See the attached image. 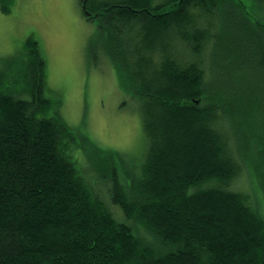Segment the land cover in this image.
<instances>
[{
  "label": "trees",
  "instance_id": "1",
  "mask_svg": "<svg viewBox=\"0 0 264 264\" xmlns=\"http://www.w3.org/2000/svg\"><path fill=\"white\" fill-rule=\"evenodd\" d=\"M79 3L139 100L146 150L130 177L110 167L101 198L28 36L26 96L0 88V264H264V214L235 185L264 146V26L241 0Z\"/></svg>",
  "mask_w": 264,
  "mask_h": 264
},
{
  "label": "rangeland",
  "instance_id": "2",
  "mask_svg": "<svg viewBox=\"0 0 264 264\" xmlns=\"http://www.w3.org/2000/svg\"><path fill=\"white\" fill-rule=\"evenodd\" d=\"M241 1L254 26H264V0ZM30 35L39 42L46 62L45 94L56 102L60 99L61 121L77 136V144L71 138L77 165L84 177L99 184L104 199L102 181L110 167L130 177L128 167L135 172L145 153L139 100L122 86L107 58L106 42L100 43L104 38L99 39L96 23L87 19L79 0H13L8 12L0 9V88L4 91L26 96L29 79L22 72L23 54ZM172 48L180 54L174 43ZM263 147L259 152L258 146L250 150L257 172L245 169L235 185L247 191L264 214ZM112 211L120 215L117 208Z\"/></svg>",
  "mask_w": 264,
  "mask_h": 264
},
{
  "label": "flooded vegetation",
  "instance_id": "3",
  "mask_svg": "<svg viewBox=\"0 0 264 264\" xmlns=\"http://www.w3.org/2000/svg\"><path fill=\"white\" fill-rule=\"evenodd\" d=\"M82 8V7H81Z\"/></svg>",
  "mask_w": 264,
  "mask_h": 264
}]
</instances>
